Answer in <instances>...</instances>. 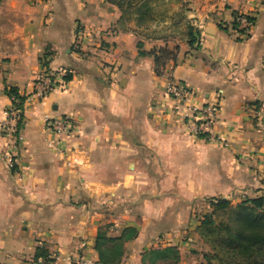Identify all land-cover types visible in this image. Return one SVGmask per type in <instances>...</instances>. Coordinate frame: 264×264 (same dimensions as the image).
Returning <instances> with one entry per match:
<instances>
[{"label":"crops","instance_id":"0c3cea01","mask_svg":"<svg viewBox=\"0 0 264 264\" xmlns=\"http://www.w3.org/2000/svg\"><path fill=\"white\" fill-rule=\"evenodd\" d=\"M156 12L136 31L108 0H0V124L10 89L25 98L44 70L72 76L24 105L13 168L0 137V264H31L37 248L96 263L104 228L137 231L119 264L169 247L178 264H206L196 229L208 200L264 197V0H163ZM233 14L254 24L232 29ZM137 42L175 60L158 76ZM168 82L190 102L169 97ZM207 106L214 141L190 128ZM66 116L72 135L45 131L44 117Z\"/></svg>","mask_w":264,"mask_h":264},{"label":"trees","instance_id":"16d2710c","mask_svg":"<svg viewBox=\"0 0 264 264\" xmlns=\"http://www.w3.org/2000/svg\"><path fill=\"white\" fill-rule=\"evenodd\" d=\"M117 7L121 13L120 24L133 23L135 30L146 29L155 18L156 0H108ZM243 18L233 14L232 29L238 27L237 20ZM248 27L254 24L250 18H245ZM188 45L194 43L193 30H188ZM245 33V30H241ZM248 36V34H246ZM140 57L150 55L153 57L154 72L161 75L168 62L175 60V55L165 49L152 50L148 53L142 51V43L137 42ZM50 53L43 56L41 62L47 66ZM71 74L66 73L62 80H71ZM9 98L18 101L17 108L23 105L24 97L15 89L7 92ZM210 212L202 217L196 229L200 239L210 248L209 253H203L202 258L206 264H264V197L248 200L230 205L226 200L215 198L208 200ZM218 216L224 220L216 222ZM137 237L134 228H125L116 236H110L106 228L98 231L94 240V251L97 254L96 264H119L124 257V247ZM48 257L44 249L37 248L34 260ZM179 253L174 247L163 249H150L142 254L141 264H178Z\"/></svg>","mask_w":264,"mask_h":264},{"label":"built area","instance_id":"2783aa9c","mask_svg":"<svg viewBox=\"0 0 264 264\" xmlns=\"http://www.w3.org/2000/svg\"><path fill=\"white\" fill-rule=\"evenodd\" d=\"M242 28H247L248 23L243 18L237 20ZM68 72L59 70L57 72L43 71L35 79L32 92L24 98L21 108H17L18 101L15 98H9L10 103L4 110V118L0 124V137L5 141L6 151L4 157L10 168H13L14 157L20 152L22 147L21 131L24 124L23 107L32 100H41L50 93L61 89L63 86L62 77ZM166 94L172 99L182 100L184 103L190 102V95L178 84L168 82L165 88ZM216 108L214 106L204 107L201 112L190 123L192 133L203 139L214 141L213 124L215 120ZM44 129L53 137L64 139L72 135L76 130L74 120L71 116L61 118L44 117ZM78 164L77 161L69 160V163ZM31 264H96L92 260L81 257L75 262H71L59 254L49 255L46 260L38 259Z\"/></svg>","mask_w":264,"mask_h":264},{"label":"rangeland","instance_id":"374dc122","mask_svg":"<svg viewBox=\"0 0 264 264\" xmlns=\"http://www.w3.org/2000/svg\"><path fill=\"white\" fill-rule=\"evenodd\" d=\"M162 1H163V0H156V2H157L156 5H157V6H158V5H159V6H160V5L162 6ZM224 219H225V217H222V216H218V217L215 218L216 222H218V221H220V220H224ZM108 234H109V233H108ZM109 235H110V234H109ZM110 236H111V235H110ZM198 236H199V235H198ZM199 238H200V237H199ZM200 240L202 241V239H200ZM202 244H204L203 241H202ZM204 245H205V244H204ZM204 250H205V253H209V252H210V248H209V246H208V245H205V249H204Z\"/></svg>","mask_w":264,"mask_h":264}]
</instances>
